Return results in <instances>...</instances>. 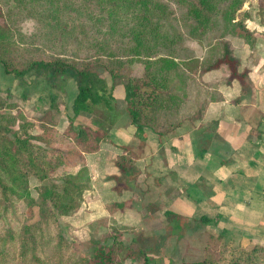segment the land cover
<instances>
[{
  "label": "trees",
  "instance_id": "16d2710c",
  "mask_svg": "<svg viewBox=\"0 0 264 264\" xmlns=\"http://www.w3.org/2000/svg\"><path fill=\"white\" fill-rule=\"evenodd\" d=\"M245 3L0 0L2 70L18 77H44L47 72L72 70L77 81V91L66 109L68 124L61 132L62 140L53 139L57 120L44 118L46 112L54 111L52 107L42 112L36 124L35 120L20 121L13 112L0 110L1 200H24L27 206L37 205L41 213L50 211L53 219L57 213L70 215L79 208L84 193L91 189L82 153L99 148L120 114L106 112L111 110L113 93L105 85L100 69L117 75L121 68L128 67L125 109L139 133L145 127L158 134L172 132L184 120L199 116L208 99H221L219 93L201 88L193 95V87L198 86L194 75L225 64L230 77H239L238 61L230 57L227 39H241L251 47L258 37L264 40V28L249 23ZM24 20L32 22L29 31L22 28ZM187 40L203 44L207 54L198 58ZM26 94L24 90L22 97ZM97 107L104 108L105 114L100 121L88 122ZM127 162L131 160L124 156L116 159L122 167ZM78 163L80 168L75 172L68 170ZM30 177L37 180V185L30 186ZM171 214L165 213V225L173 223ZM198 220L212 221L206 216ZM111 238L110 243L93 241L91 256L80 255L70 264H120L116 243L122 240ZM135 241L122 247L121 256L135 259L137 264H152L150 255ZM181 264H264V245L220 243L203 258Z\"/></svg>",
  "mask_w": 264,
  "mask_h": 264
},
{
  "label": "crops",
  "instance_id": "0c3cea01",
  "mask_svg": "<svg viewBox=\"0 0 264 264\" xmlns=\"http://www.w3.org/2000/svg\"><path fill=\"white\" fill-rule=\"evenodd\" d=\"M261 43L258 37L240 58L239 77L228 76V84L222 74L209 76L216 80L206 88L222 98L208 99L199 116L184 120L172 132L158 134L145 127L139 133L120 108L99 148L82 153L91 189L79 208L92 217L98 212L104 219H133L139 226L138 220L144 219L147 229L167 211L173 212L170 219L206 216L212 221L202 225L212 233L225 234L237 244L264 245ZM58 120L53 127L61 135L68 120L63 114ZM123 156L131 162L122 167L116 159ZM68 168L75 172L80 164Z\"/></svg>",
  "mask_w": 264,
  "mask_h": 264
},
{
  "label": "rangeland",
  "instance_id": "374dc122",
  "mask_svg": "<svg viewBox=\"0 0 264 264\" xmlns=\"http://www.w3.org/2000/svg\"><path fill=\"white\" fill-rule=\"evenodd\" d=\"M245 6L250 15L249 23L257 28H264V0H246ZM31 26L30 20L22 22L24 31H29ZM227 41L230 45L229 55L237 58V71H239L242 64L240 58L249 52V49L252 50L253 46L244 48L242 40L236 38H229ZM186 44L193 49L198 58L207 54L208 49L197 41L187 40ZM258 47L259 51L264 50L262 43L258 44ZM244 61L250 62V59L245 58ZM219 69L227 70V74ZM99 71L105 85L111 88L113 93L111 110L106 109V112L112 113L125 108V81L129 73L128 67L121 68L117 75H111L101 69ZM220 74L224 75L222 79L224 84H228V68L225 64L195 73L194 79L199 87H193V95L198 88L202 91L208 90L206 87L215 82V78ZM212 75H215L214 79H211ZM24 90L27 94L22 97ZM76 91L77 81L72 70L60 74L47 72L44 77L35 75L18 77L5 73L0 67V110L13 112L19 120L22 118L35 120L33 122L36 124L37 118L43 117L42 112L51 107L54 111L51 109L46 112L45 115L48 116H44L45 119L53 122L62 117V114L66 116V109L70 108ZM204 108L205 106L202 105L200 109L204 110ZM103 110L104 108L101 107L94 108L87 121L91 123L98 119L100 121V117L105 114ZM16 127L17 125L14 126ZM55 129L53 139L62 140L60 132ZM54 146L58 149L59 145ZM36 182L34 177H30L31 187L37 185ZM92 215V212L86 214L78 208L70 215L57 213L53 219L50 211L41 213L37 205L27 206L24 200L5 202L0 198V264H70L80 255L90 257L93 241L103 240L110 243L112 236H116L118 241L122 240V243H116L120 264H137V260L121 256L122 247L131 245L134 239L150 255L152 264H181L183 261L199 260L207 253L213 252L220 243L237 244L225 234L212 233L211 229H207L196 218L184 220L173 218V223L169 221L166 225L162 219H156L147 229L144 224L142 226V223H148L144 219L138 220L141 224L139 226L133 219H104L98 212L94 217ZM26 227L29 229L26 230ZM22 250L25 252L21 253Z\"/></svg>",
  "mask_w": 264,
  "mask_h": 264
}]
</instances>
